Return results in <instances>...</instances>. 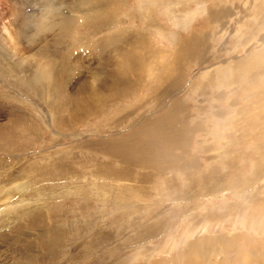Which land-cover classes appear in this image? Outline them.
Listing matches in <instances>:
<instances>
[{
    "label": "rangeland",
    "instance_id": "374dc122",
    "mask_svg": "<svg viewBox=\"0 0 264 264\" xmlns=\"http://www.w3.org/2000/svg\"><path fill=\"white\" fill-rule=\"evenodd\" d=\"M0 66V264H264V0H0Z\"/></svg>",
    "mask_w": 264,
    "mask_h": 264
},
{
    "label": "bare ground",
    "instance_id": "6f19581e",
    "mask_svg": "<svg viewBox=\"0 0 264 264\" xmlns=\"http://www.w3.org/2000/svg\"><path fill=\"white\" fill-rule=\"evenodd\" d=\"M55 4H56V3H55ZM15 55H16V54H15ZM7 60H8V59H6L5 61L7 62ZM249 61H250V62H249V65L251 66V64H253V63H252V61H251L250 59H249ZM6 62H5V63H6ZM18 62H20V60H19ZM2 63H4V62H2ZM246 63H247V60L244 61V64H246ZM50 64L52 65V67L54 66V63H53V62H51ZM10 65H11V64H10ZM30 65H31V64H30ZM4 66H5V65H3V67H4ZM145 66H146V65H144V67H145ZM0 67H1V66H0ZM5 67H6V66H5ZM50 67H51V66H50ZM141 67H142V66H141ZM145 68H147V66H146ZM138 69H140V68H138ZM142 69H143V68H142ZM8 70H9V69H8ZM144 70H146V69H144ZM13 71H14V70H13ZM13 71H12V72H13ZM16 71H17V70H16ZM141 71H142V70H141ZM1 72H2V71H1ZM4 72H5V71H4ZM30 72H31V71H30ZM2 73H3V72H2ZM36 73H37V72H36ZM32 74H33V73H32ZM37 74H39V73H37ZM37 74H36V75H37ZM138 74H139V73H138ZM36 77H37V80H38V79H39V75L36 76ZM158 144H159V143H158ZM141 161H142V160H141ZM54 239H55V238H54ZM52 240H53V239H52ZM232 241H233V240H232ZM222 245H225V246L230 247V245H228V244H222ZM226 248H227V247H226ZM259 252H260V251H259ZM204 253H205V252H204ZM261 253H262V252H261ZM261 253H259V254H261ZM255 254H256V253H255ZM248 256H249V255H248ZM249 258H250V257H249ZM249 258H248V259H249ZM250 260H251V258H250ZM196 264H198V262H196Z\"/></svg>",
    "mask_w": 264,
    "mask_h": 264
}]
</instances>
